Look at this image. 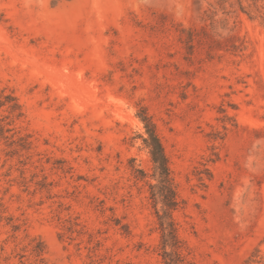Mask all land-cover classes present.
Listing matches in <instances>:
<instances>
[{"label": "rangeland", "instance_id": "rangeland-1", "mask_svg": "<svg viewBox=\"0 0 264 264\" xmlns=\"http://www.w3.org/2000/svg\"><path fill=\"white\" fill-rule=\"evenodd\" d=\"M144 113L184 259L264 264V0H0V264H163Z\"/></svg>", "mask_w": 264, "mask_h": 264}, {"label": "trees", "instance_id": "trees-1", "mask_svg": "<svg viewBox=\"0 0 264 264\" xmlns=\"http://www.w3.org/2000/svg\"><path fill=\"white\" fill-rule=\"evenodd\" d=\"M141 120L147 133L145 143L149 147L150 157L154 164L153 176L157 180L156 184H149V198L160 229L159 246L163 264H190L180 252V240L172 217V212L177 208L178 201L164 148L150 116L144 113L141 115ZM158 203L161 204V212L157 208Z\"/></svg>", "mask_w": 264, "mask_h": 264}]
</instances>
